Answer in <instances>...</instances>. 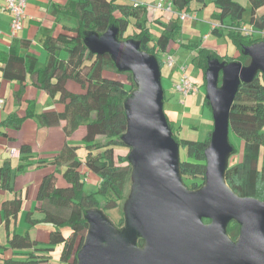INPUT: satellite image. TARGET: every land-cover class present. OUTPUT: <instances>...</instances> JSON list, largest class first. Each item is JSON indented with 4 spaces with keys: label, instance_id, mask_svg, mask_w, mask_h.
I'll list each match as a JSON object with an SVG mask.
<instances>
[{
    "label": "trees",
    "instance_id": "obj_1",
    "mask_svg": "<svg viewBox=\"0 0 264 264\" xmlns=\"http://www.w3.org/2000/svg\"><path fill=\"white\" fill-rule=\"evenodd\" d=\"M157 1L155 0L153 7ZM167 1L171 3L175 12H185L195 17L190 18L192 20H196V16L189 12L190 3L195 1L204 5V0ZM247 2L251 8L247 24L242 20L245 9L235 1L213 2L218 12L212 14L211 19L220 25L224 19L228 18L230 21L226 37L235 48L233 56H228L226 52L219 56L209 47L199 49L196 42H176L173 38L180 29L178 23L180 20L162 23V31L154 38L146 22L148 10L146 5L127 4L119 0L70 2L65 12L75 20V27L70 34L44 38L42 47L47 52V58L42 69L34 72V76H38L36 78L39 82L37 83L35 78L36 84L43 91L52 97L58 95V101L64 104L60 113L40 114V123L52 126L64 121L63 133L66 138L71 137L81 127L84 133L79 144L65 143L51 160L39 162L55 167V173L60 172L62 168L61 178L65 183L64 186H57L55 173L45 175L36 193L39 207H35L41 213L42 219H27L32 225L43 223L53 227L47 243L33 241L27 234L8 236L6 242L11 251L26 253H23V260L10 258L3 260L1 264H78V254L90 228L89 214L94 210L101 209L106 212L117 208L122 199L126 178L132 173V163L129 159L131 148L123 142L122 136L127 126L128 102L133 100V94L139 85L133 72L129 69H119L108 53H94L89 50L85 43L87 35L102 37L112 29L115 31L117 43L128 41L137 43L140 52H145L156 60L159 78L165 65V55L172 56L169 51L178 48L175 44L185 46L186 49L195 52L191 64L195 65L199 76L194 81L186 74L197 86V92L200 91L199 88H204V102L210 108L206 93L209 64L239 62L243 67H247L250 57L245 50L264 43V13L256 15V11L264 5V0ZM154 23L160 25L159 18L155 19ZM130 26L136 29L134 34H126ZM241 27L251 32L245 35L239 31ZM222 31V28H216L210 33L214 38H219ZM12 51L3 68V77L21 81L26 73L33 71L37 60L26 55L18 56L14 49ZM60 53L66 54L65 60L59 58ZM68 81L79 85L83 92L74 94L67 91L65 85ZM221 84L222 73L219 71L216 87L219 88ZM163 106L166 124L177 144L180 177L183 181L190 182L189 190L197 191L205 182L204 151L209 145L212 130L201 142L183 139L180 136V127L168 117ZM28 117H32L30 109L22 118L11 115L4 125L18 129L22 121ZM228 123L229 131L242 140V152L237 164L229 165L227 161L225 184L237 197L254 198L264 202V167H258L260 148L264 146V77L261 71H257L250 82L239 84L228 114ZM80 144L86 151L83 161L77 159L76 155ZM234 152V148L231 147L229 157ZM18 157L23 165L12 169L5 163L0 167V188L5 182L7 183L4 187H9V182L14 178V171L24 168L33 158L31 150L26 145L20 146ZM86 172L98 179L97 190L94 193L83 192ZM18 209L19 204L16 205L15 201L10 202L8 214L14 215ZM27 216L30 217V214L27 213ZM202 223L208 224L210 221L202 219ZM241 228L242 225L234 219L226 223L225 234L231 244L237 243ZM64 230L67 232L66 235L62 233ZM135 245L139 249L145 246L140 234L135 237ZM55 247H60V251L57 261L51 262V252Z\"/></svg>",
    "mask_w": 264,
    "mask_h": 264
},
{
    "label": "water",
    "instance_id": "obj_2",
    "mask_svg": "<svg viewBox=\"0 0 264 264\" xmlns=\"http://www.w3.org/2000/svg\"><path fill=\"white\" fill-rule=\"evenodd\" d=\"M104 36L92 47L86 37L89 50L108 53L119 69L133 72L139 85L128 102L122 140L131 148L129 159L138 169L137 195L130 200L128 214L145 246L127 256L122 249L102 245L108 229L91 212L78 264H264V202L237 197L224 180L231 153L228 114L239 84L250 82L257 71L264 77V43L245 50L250 57L247 67L239 62L209 64L206 93L213 127L204 151L205 182L188 193L181 184L177 144L163 114L156 60L140 52L137 43H117L112 29ZM219 71L222 84L217 88ZM202 219L210 223L203 224ZM230 219L242 225L235 250L225 234Z\"/></svg>",
    "mask_w": 264,
    "mask_h": 264
},
{
    "label": "crops",
    "instance_id": "obj_3",
    "mask_svg": "<svg viewBox=\"0 0 264 264\" xmlns=\"http://www.w3.org/2000/svg\"><path fill=\"white\" fill-rule=\"evenodd\" d=\"M72 1L74 0H27L25 6L26 18L23 23V28L13 37H11L9 28L10 15L0 7V100H2V104L0 105V167L5 163L9 164L12 169H15V167L20 164L23 165V163L19 162V157H10V148H15L19 151L20 146L26 145L32 153L38 154L37 158L39 161H49L60 152L65 143L79 144L82 138L84 133L82 127L73 133L71 137L66 138L63 133L64 121H60L58 125L52 126L40 123V114L44 112L60 113L63 111L64 104L58 101V95L52 97L43 91L36 84V80L37 83L39 82L38 78H36L38 76H34V72L42 69L47 58V52L42 47L44 38L49 36L55 37L59 34H70L72 28L75 27V20L65 12ZM124 1L128 3L131 2L129 4L133 5H146L148 8V22H154L155 19L159 18L160 25L158 26L161 31L162 23L167 24L169 21L172 22L175 20L173 15L168 14V16H164L165 14L160 13V15L157 16L155 11L151 12L152 9H149V6L154 9L153 4L155 0ZM233 1L241 5L245 11L249 10L250 18L251 8L247 0ZM146 2L152 3L147 5ZM211 2L210 9L204 14L207 21L203 19L202 25L198 26L199 19L194 21L189 19L191 20L189 21L190 23L185 26V31L188 30V37L185 43L196 42L199 44V49L202 47H209L219 56L223 55L224 52H226L228 56H233L235 55V48L226 37V26L230 24L229 19H224L221 23L222 25H220L223 30L221 37L214 38L210 33L212 30L210 26L211 23H219L212 20L210 17L212 14L218 12L213 3L214 0H211ZM206 6V0H204V5L193 1L190 3L189 12L193 15L195 14L196 18H198L199 10L206 9ZM258 12L259 11H256V15H259ZM263 13L264 12L260 14ZM249 18L245 19L242 17V20L247 24ZM180 22L178 23L180 24L179 31L181 32L183 27ZM204 36H207V38L203 39ZM12 49H14V52L18 56L26 55L37 60L33 71L26 73L24 79L21 81L9 80L3 77V68L10 56V52H13ZM175 50V48H172L169 52L171 53ZM193 56L190 57V55L187 54L185 58H187V60L189 59L191 62ZM66 57L65 53L59 54V58L62 60H65ZM174 64L175 62L171 67L163 68L165 70L161 69L160 82L164 97V112H166L171 120L175 121V125L180 127V131L185 124L188 128H195L193 123H186L184 119L188 117L187 120H190L192 114L196 115V113L199 112L197 109L200 106L202 116L204 115L203 112H206L209 115V120L213 122L211 111L209 110V112L206 110L208 106H206L204 101L202 102L199 91L186 98L172 91L171 82L174 81L173 83L175 84L180 76L179 73L178 79H176L177 72L173 69ZM193 66L195 67V65ZM162 82L166 87H163L164 85L162 86ZM65 87L70 93L80 94L83 92L79 85L73 81H68ZM167 87L171 89L170 93L166 92ZM195 95H197V97ZM28 109L32 112V117L24 119L18 129H14L11 125L8 127L4 125V122L9 119L11 115L22 118L25 116ZM192 109L195 113H192ZM79 153L77 154L76 152L77 159H79ZM80 161H83V159ZM26 166L28 167L27 169L22 168L19 171H14V178L9 182V187H4L7 183L5 182L3 187L0 188V264L3 260L10 258L14 260H23V253H26V251H11L6 242L8 236H12L13 234L23 236L27 234L31 240L44 244L47 243L49 233L53 229L51 225L43 223L32 225L27 219H42L41 213L35 209V207H39V203L36 202V193L41 179L49 173H55V167L50 164H41V166L36 167V169H32V166ZM62 171V168H60V172L55 173L57 186H64V181L61 178ZM84 171L85 169L83 168V173ZM88 175L91 174H87L86 172V180ZM95 179L94 182L98 183L97 177H95ZM14 201L16 205L19 204V209L14 215H9L10 202ZM27 213L30 214V217L27 216ZM23 229H25V233H23ZM62 233L66 235L67 232L64 230ZM59 251L60 247H55L53 252H51V262H56L53 261V253L56 252L57 260Z\"/></svg>",
    "mask_w": 264,
    "mask_h": 264
},
{
    "label": "rangeland",
    "instance_id": "obj_4",
    "mask_svg": "<svg viewBox=\"0 0 264 264\" xmlns=\"http://www.w3.org/2000/svg\"><path fill=\"white\" fill-rule=\"evenodd\" d=\"M119 1H124V0H119ZM124 2H126L128 4L127 1H124ZM129 3H131V2H129ZM146 3L148 5V4H151L152 2H146ZM211 3H212L211 0H206V4H207L206 7L207 8L199 10V12H198L199 16H198V18H196L197 20L199 19L198 26L202 25L203 19H204V21H207V18H206V16H204V14L206 11H208L210 9ZM149 9H152L151 12L155 11L157 13V16H159L160 13H162L160 10H157L155 8L154 9L150 8V6H149ZM257 11H259L258 14L264 12V5L262 7H260ZM164 16H168V15L166 14ZM174 16H175V20H178L177 15L174 14ZM243 17L245 19L249 18V10L244 12ZM146 19H147V17H146ZM148 21L149 20L146 21L147 26L150 28L151 34L155 38V36L158 35L161 32V30L159 29V26L156 23H154L153 21H151V22H148ZM189 21H191V20L187 19L186 21L184 20L183 22H181L183 30L181 32L178 31V33L176 35H174L173 39L176 42L180 41L182 43H185V40H187L188 30L185 31V26L190 23ZM193 21H192V24H193ZM135 32H136V29L134 27L130 26L127 29L126 34H134ZM105 37L106 36L101 38V37H98L94 34H88L87 38L89 40V46L92 47V45L95 42H97L99 44L100 42L103 41V39ZM175 47H178V48H175L176 50L171 52V54H172V57H173L174 62H175L173 69H175L177 72V78L176 79H178V74L180 73V68L183 66H186L185 72L190 77H192V79L195 81L196 79H198L197 77L199 76V72L191 64L190 60L189 59L187 60V58H185V55H187V54H189L190 57L193 56L194 52L189 50V49H186L185 46H183V45L179 46V44H175ZM166 67H171V66H167L165 64V65H163L162 69L166 68ZM163 70H165V69H163ZM173 82H171V89H172V91H175V85L176 84H174ZM163 85L164 84L162 82V86ZM163 87H166V86L164 85ZM171 89L169 87H167L166 92L170 93ZM199 89H200L199 93H200V96H201V99L203 102L204 98H205L204 88H199ZM134 95H135V93H134ZM195 96L197 97V95H195ZM193 109H194V106H193ZM193 109H192V111H193ZM197 110L199 111L198 113H196V115L198 117L196 115L192 114L190 120H187L188 117L187 118L185 117V119H184L186 123H190V124L193 123L195 128H188V126H185L186 125L185 124L184 126H182L180 136L183 139L201 142L205 139L207 133L212 130L213 122H211L209 120V118H208L209 115L206 112H203L204 115L202 116L201 106L198 107ZM206 110L211 111V109L208 107H206ZM192 113H195V111H193ZM263 131H264V129H263ZM228 141H229V144L231 145V147L234 148V150H235V152L229 157L228 163H229V165H234L240 161V155L242 152V140L240 138H238L232 131H229ZM81 151H82V155H81ZM76 152H77V154L80 152L78 155V158L80 160L85 158L86 151L82 145H81V147H79L77 149ZM37 155H38L37 153H32L33 158L27 162L29 167L32 166L31 167L32 169H36V167H39L42 164V163H39L41 161H39V159L37 158ZM259 156H260V160H259L258 167L261 168V167H264V147L260 148ZM24 168L27 169L28 167L25 165ZM137 171H138L137 167L132 166V173H131V175H129L126 178L125 185H124L123 192H122V199H121L120 203H118L117 208H115L113 210H108L106 212L99 209V210H94L92 213V214L97 215L99 217V219L101 220V222L103 223V225H105L106 228L108 229L106 232V239L102 240V245H108L110 247H116V248L122 249V250H124V252L126 253L127 256L128 255L133 256L135 253L141 252V249L137 248L135 245V237L137 234H139V231L137 230V228L135 226V222L133 221L131 216L128 214V209H129L128 207L130 205V200L132 198H134V196L137 195L136 188H135V178H136ZM95 177L96 176H94L93 174L88 175L86 182H84V184H83V192L85 194H90V193L96 192L97 183L94 182L96 180ZM181 181H182L181 184H182L183 190L188 192V193H192V191L189 190V186H188L190 184V182L189 181H183L182 179H181ZM64 185H65V183H64ZM97 198L99 199L98 196H97ZM24 231H25V229H23V233H25ZM88 235H89V233H88ZM88 235L85 237V239H87ZM235 247L236 246L233 245L232 248L235 250ZM53 255H54L53 261H57L56 260V252H54Z\"/></svg>",
    "mask_w": 264,
    "mask_h": 264
},
{
    "label": "built area",
    "instance_id": "obj_5",
    "mask_svg": "<svg viewBox=\"0 0 264 264\" xmlns=\"http://www.w3.org/2000/svg\"><path fill=\"white\" fill-rule=\"evenodd\" d=\"M27 0H0V7H2L5 11H7L10 15V34L11 37L15 36L17 33H19L23 28V23L26 18L25 16V6H26ZM155 9L160 10L165 15H177L178 20L184 21L189 18L194 19L195 17L190 16L187 13H177L174 11L173 6L171 3L167 0H158L155 3ZM211 29H218L221 28L218 23H211ZM226 29H229L228 26H226ZM242 33L245 35H248L251 31L245 29V27H241L239 29ZM207 36H204L203 39H206ZM165 64L167 66H171L174 63L173 57L170 54L165 55ZM175 91L182 95L183 97H188L191 94H194L197 92V86L189 79L185 72V67L180 68V77L179 80L175 83ZM2 104V100H0V105ZM9 155L11 158H18L19 151L15 148L9 149Z\"/></svg>",
    "mask_w": 264,
    "mask_h": 264
},
{
    "label": "clouds",
    "instance_id": "obj_6",
    "mask_svg": "<svg viewBox=\"0 0 264 264\" xmlns=\"http://www.w3.org/2000/svg\"><path fill=\"white\" fill-rule=\"evenodd\" d=\"M219 24V23H218ZM220 25V24H219ZM219 29V28H218Z\"/></svg>",
    "mask_w": 264,
    "mask_h": 264
}]
</instances>
